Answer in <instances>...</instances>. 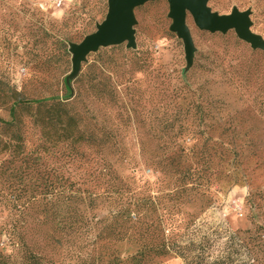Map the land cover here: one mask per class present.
Segmentation results:
<instances>
[{"label":"trees","instance_id":"1","mask_svg":"<svg viewBox=\"0 0 264 264\" xmlns=\"http://www.w3.org/2000/svg\"><path fill=\"white\" fill-rule=\"evenodd\" d=\"M232 45L239 56L248 57L250 65L244 69L242 61L230 64L231 70L224 74H230L231 87L244 93L256 78L261 91L258 101L264 95V84L252 65L260 61L259 52L240 40ZM228 55L225 52L217 60ZM152 61L144 50H126L122 58L108 56L98 73L89 75L87 88H72L74 80L87 75L80 70L74 78L64 80L69 97L52 96L30 103L17 100L11 109L12 120L0 119V154L11 165L21 167L13 170L15 180L6 178L0 192V215L9 210L7 218L0 220V264H64L49 256L51 242L73 254L71 264H155L156 259L176 253L178 239L212 203L205 182L232 164H243L245 147L236 143L238 112L211 116L204 110L219 105L225 111L228 105L220 99H201V94L186 109L181 107L180 113L167 112L161 129L139 131L138 149L127 144L135 121L130 113H114L116 107L126 109L127 105L119 106L118 85L110 73H125L129 67L140 70ZM212 64L215 69L222 66L216 60ZM194 69L195 65L189 76ZM237 77L243 79L239 82ZM85 92L102 105L100 111L87 106ZM176 95L175 91L170 96ZM259 104L251 112L264 115V99ZM195 108L196 114L190 116ZM19 109L29 114L38 135L27 130ZM51 152L57 158L56 166L48 161ZM63 160L77 162L84 170L79 181L66 175ZM144 168L157 173L159 182H172L168 193L149 195V186L142 184ZM187 208L197 211L189 213ZM149 213L155 218L149 220ZM3 235L6 242H2ZM238 239L253 242L240 235ZM233 257L229 253L211 264L236 263Z\"/></svg>","mask_w":264,"mask_h":264},{"label":"rangeland","instance_id":"2","mask_svg":"<svg viewBox=\"0 0 264 264\" xmlns=\"http://www.w3.org/2000/svg\"><path fill=\"white\" fill-rule=\"evenodd\" d=\"M57 1H62V5L57 6ZM208 6L220 15H228L234 8L251 10V29L264 39V0H209ZM108 10V0H0V119L12 120L11 109L17 100L30 103L52 96L66 98L71 95L64 84L73 69L70 45L81 44L96 32L97 25L106 19ZM169 14V0H153L136 8L137 49L133 51L149 52L153 61L140 70L129 67L125 73H110L118 85L119 106L123 102L127 105L126 109L116 107L114 113H130L135 121L127 144L138 149L139 131L161 129V119L167 112L180 113L181 107H187L188 102L201 94V99H220L228 105L225 111H220L219 105L205 109L211 116H235L238 112L236 143L245 147L246 159L243 164H232L223 169L215 180L205 182L212 203L196 216L178 239L176 253L156 259L155 264H171L173 261L179 264H211L229 253H233L236 260L231 264H264V115L251 112L260 106L264 95L258 103L256 97L261 91L256 78L252 80V88L244 93L236 90L235 86L231 87V82H228L230 74H224L225 70L227 73L231 70L230 64L242 61L244 69L250 65L246 61L248 57L239 56L240 51L232 45L235 40L245 43L248 49L252 48L237 36L235 30L226 34L200 30L188 14L187 25L196 47L193 63L196 70L189 76L193 65H188L183 40L171 31L173 20ZM126 50V44H122L102 47L89 54L81 67V73L87 75L72 82L74 91L80 85L88 87L89 75L98 73L106 57L122 58ZM257 51L260 61L253 64L252 69L260 75L259 82L264 84V51ZM225 52L229 53L225 60H217V57L223 58ZM214 60L222 66L215 69ZM242 79L237 77L239 82ZM201 87L205 91L199 89ZM175 91L177 95L172 98L170 95ZM167 96H170L168 100ZM84 99L87 106L98 111L102 108L88 92H85ZM20 109L27 130L38 135L39 129L34 128L29 114ZM191 110L190 116L196 114V108ZM141 120L145 123H136ZM52 155L53 152L48 161L56 166L57 158ZM62 163L66 165V175L70 173L79 181L84 170L77 167V162L71 164L63 160ZM15 169L21 170L20 164L11 165L9 158L0 154V192L6 178L10 181L16 179ZM141 175L142 184L149 186V195L153 197L168 193L172 185L168 179L159 182V175L147 168ZM187 211L195 213L197 210L187 208ZM8 215L9 210L6 209L0 215L1 222ZM148 215L149 220L155 218L152 213ZM239 235L242 239L252 238L253 242L243 243L239 241ZM6 241L7 236L3 235L2 242ZM50 244L49 256L64 264L74 263L73 254L65 246ZM128 248L124 244V250Z\"/></svg>","mask_w":264,"mask_h":264},{"label":"water","instance_id":"3","mask_svg":"<svg viewBox=\"0 0 264 264\" xmlns=\"http://www.w3.org/2000/svg\"><path fill=\"white\" fill-rule=\"evenodd\" d=\"M149 1L153 0H108V14L106 19L97 25L96 32L87 36L81 44L70 45L73 69L68 79L74 78L80 72L89 54L102 47L126 44L128 50H136L135 9ZM208 2L209 0H169V17L173 20L171 31L183 40L189 66L194 63L196 47L187 25L188 14L202 31L226 34L235 30L237 36L253 50L264 51V39L251 29V10L240 11L234 8L230 14L220 15L212 11Z\"/></svg>","mask_w":264,"mask_h":264},{"label":"built area","instance_id":"4","mask_svg":"<svg viewBox=\"0 0 264 264\" xmlns=\"http://www.w3.org/2000/svg\"><path fill=\"white\" fill-rule=\"evenodd\" d=\"M62 5V1H57V6H61Z\"/></svg>","mask_w":264,"mask_h":264},{"label":"crops","instance_id":"5","mask_svg":"<svg viewBox=\"0 0 264 264\" xmlns=\"http://www.w3.org/2000/svg\"><path fill=\"white\" fill-rule=\"evenodd\" d=\"M171 264H179V263H178V262H176V261H175V262L173 261Z\"/></svg>","mask_w":264,"mask_h":264}]
</instances>
